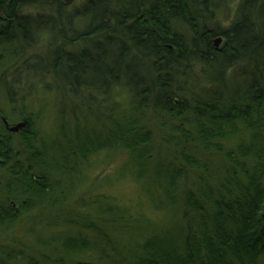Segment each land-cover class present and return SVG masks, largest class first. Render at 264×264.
I'll list each match as a JSON object with an SVG mask.
<instances>
[{
	"label": "trees",
	"instance_id": "1",
	"mask_svg": "<svg viewBox=\"0 0 264 264\" xmlns=\"http://www.w3.org/2000/svg\"><path fill=\"white\" fill-rule=\"evenodd\" d=\"M0 99V264H264V0H0ZM103 153L166 224L84 188Z\"/></svg>",
	"mask_w": 264,
	"mask_h": 264
},
{
	"label": "rangeland",
	"instance_id": "2",
	"mask_svg": "<svg viewBox=\"0 0 264 264\" xmlns=\"http://www.w3.org/2000/svg\"><path fill=\"white\" fill-rule=\"evenodd\" d=\"M235 8V2L227 1L223 12H218L220 18L223 20L227 19L228 22L231 21L235 15ZM118 94H120L119 91L116 92V95ZM122 100L126 101L125 97L122 96ZM23 104L27 107L28 113H37V125L42 132L53 130L56 116V97L54 92H44L40 89L31 98L26 99ZM6 106L7 103L0 99V107L6 110L5 113L9 114V106ZM1 119L4 118H0V123ZM18 122L14 119V121L8 123L10 126H14ZM124 159L125 156L122 153H112L110 155L103 153L96 157L92 167L89 169L84 188L87 189L91 185L98 186V191L95 195H105L113 198L118 205L127 208L132 215L142 216L153 222L166 224L168 216L153 209L141 188L129 176L120 181L116 180L118 170Z\"/></svg>",
	"mask_w": 264,
	"mask_h": 264
},
{
	"label": "water",
	"instance_id": "3",
	"mask_svg": "<svg viewBox=\"0 0 264 264\" xmlns=\"http://www.w3.org/2000/svg\"><path fill=\"white\" fill-rule=\"evenodd\" d=\"M222 41L223 39L222 38H217L215 41H214V46L216 49H219L220 45L222 44ZM5 123V122H4ZM7 125V124H6ZM26 126V123H21V124H18L16 126H13V127H10L8 128V131L10 133H17L19 132L20 130L24 129Z\"/></svg>",
	"mask_w": 264,
	"mask_h": 264
},
{
	"label": "bare ground",
	"instance_id": "4",
	"mask_svg": "<svg viewBox=\"0 0 264 264\" xmlns=\"http://www.w3.org/2000/svg\"><path fill=\"white\" fill-rule=\"evenodd\" d=\"M216 40V39H215ZM223 42V41H222ZM21 123H23V121H20V122H18L16 125H18V124H21ZM7 124V125H6ZM4 125H6L8 128L9 127H13V126H10L8 123H7V121L5 120V124ZM16 125H14V126H16Z\"/></svg>",
	"mask_w": 264,
	"mask_h": 264
}]
</instances>
